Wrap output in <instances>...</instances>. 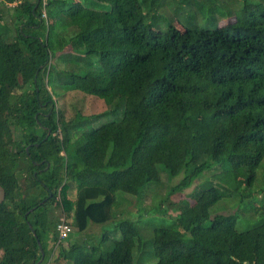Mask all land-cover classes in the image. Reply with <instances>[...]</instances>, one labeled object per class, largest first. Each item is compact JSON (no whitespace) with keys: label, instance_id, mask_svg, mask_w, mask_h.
<instances>
[{"label":"trees","instance_id":"obj_1","mask_svg":"<svg viewBox=\"0 0 264 264\" xmlns=\"http://www.w3.org/2000/svg\"><path fill=\"white\" fill-rule=\"evenodd\" d=\"M87 1L0 0V264L42 252L39 264H59L53 205L82 232L113 218L115 192L139 200L160 183L157 165L182 176L177 193L222 162L214 185L152 229L155 264H264V209L244 230L237 211L207 221L222 197L264 198V1L177 0L203 19L183 30L164 24L162 0ZM70 90L107 109L65 120ZM137 222L117 221L102 247L69 244L63 264H134Z\"/></svg>","mask_w":264,"mask_h":264},{"label":"rangeland","instance_id":"obj_2","mask_svg":"<svg viewBox=\"0 0 264 264\" xmlns=\"http://www.w3.org/2000/svg\"><path fill=\"white\" fill-rule=\"evenodd\" d=\"M83 1L86 3L88 2L87 0ZM176 2L177 0H162L160 13L165 15L164 24L172 22L177 28L183 30L185 20L192 15H196L195 19L202 22L203 19L195 7L190 8L183 6V4L181 5L183 8L176 10V6L174 5ZM233 3L234 5H238L237 2ZM229 21L231 22L232 18H223L219 20L218 24L225 25ZM154 32H156V30H154ZM53 62H56V59H53ZM58 64L60 65L59 62ZM89 79L92 80V78ZM94 97L86 96L76 90H70L61 97V100H59L57 105L62 111L64 119L70 121L76 112L83 115H91L99 114L107 109V106L102 99L96 96ZM111 118V114H104L97 122H95L94 126L109 121ZM226 168H228L226 162L214 165L213 168L203 172L197 177L188 188L184 189L182 192L172 193L169 189L170 186L177 183L182 176L177 175L169 180L162 165H157L161 177L160 183L154 185L150 184L151 186L146 188L144 194L139 200L135 196L122 191L115 192V203L112 206L113 218L101 224L89 222L86 230L82 232L71 227V231L67 238H57L55 241L50 240L47 247L50 252V260L55 259L58 260L59 264H63L65 261L60 253L63 248L67 249L69 244L77 243L85 247H102L103 243L100 240L101 234L104 231L113 230L114 224L120 219L131 218L138 221L136 225L144 241L143 253L139 254L140 256L136 254L137 250H135L134 264H155L156 257L154 256L151 243L153 238L152 229L156 226L169 224L173 217L176 216L179 206L183 204L184 201L191 200V194L194 190L214 185V183L219 180L217 174L220 170H225ZM260 168L261 172H264V159ZM212 176L214 177L212 178ZM69 196L72 197L71 192ZM1 199L2 192L0 189V200ZM250 204H252L251 207ZM53 208L58 219H62L64 214L61 212L60 207L53 205ZM164 209H167L166 213L162 212ZM259 209H264V198L259 194L258 196L255 194L251 198L246 197L243 199L236 195L225 196L219 199L210 208L207 221L211 220L216 214H229L237 211L238 217L236 228L238 230H244L251 227L256 222L257 218L255 215ZM93 263L100 264V261L98 258H95Z\"/></svg>","mask_w":264,"mask_h":264},{"label":"built area","instance_id":"obj_3","mask_svg":"<svg viewBox=\"0 0 264 264\" xmlns=\"http://www.w3.org/2000/svg\"><path fill=\"white\" fill-rule=\"evenodd\" d=\"M58 239H65L71 231V226L68 225L64 219H61L56 225Z\"/></svg>","mask_w":264,"mask_h":264},{"label":"water","instance_id":"obj_4","mask_svg":"<svg viewBox=\"0 0 264 264\" xmlns=\"http://www.w3.org/2000/svg\"><path fill=\"white\" fill-rule=\"evenodd\" d=\"M42 257H43V252H42V256H41V258L36 262V264H39V263L41 262Z\"/></svg>","mask_w":264,"mask_h":264}]
</instances>
